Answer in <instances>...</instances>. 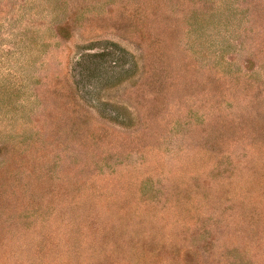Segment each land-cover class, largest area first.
<instances>
[{"label":"rangeland","instance_id":"obj_1","mask_svg":"<svg viewBox=\"0 0 264 264\" xmlns=\"http://www.w3.org/2000/svg\"><path fill=\"white\" fill-rule=\"evenodd\" d=\"M0 264H264V0H0Z\"/></svg>","mask_w":264,"mask_h":264}]
</instances>
